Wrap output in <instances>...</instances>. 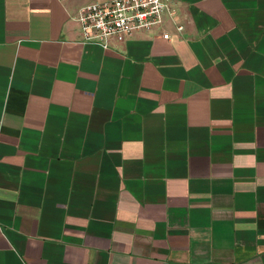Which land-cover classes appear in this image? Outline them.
<instances>
[{
    "label": "crops",
    "instance_id": "0c3cea01",
    "mask_svg": "<svg viewBox=\"0 0 264 264\" xmlns=\"http://www.w3.org/2000/svg\"><path fill=\"white\" fill-rule=\"evenodd\" d=\"M102 1L0 0V264H264V0Z\"/></svg>",
    "mask_w": 264,
    "mask_h": 264
},
{
    "label": "built area",
    "instance_id": "2783aa9c",
    "mask_svg": "<svg viewBox=\"0 0 264 264\" xmlns=\"http://www.w3.org/2000/svg\"><path fill=\"white\" fill-rule=\"evenodd\" d=\"M175 9L168 0H106L80 8L75 20L86 42L107 47V41L116 37L123 41L135 32L162 28L167 16ZM178 31H183L179 26ZM163 37L170 39L169 33Z\"/></svg>",
    "mask_w": 264,
    "mask_h": 264
}]
</instances>
